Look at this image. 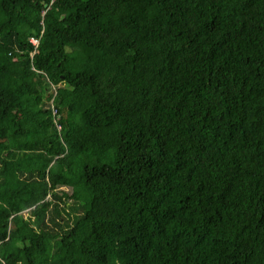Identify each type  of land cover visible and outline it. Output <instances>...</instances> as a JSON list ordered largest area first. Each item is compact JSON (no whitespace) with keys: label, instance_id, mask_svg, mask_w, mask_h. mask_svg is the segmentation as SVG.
Here are the masks:
<instances>
[{"label":"trees","instance_id":"trees-1","mask_svg":"<svg viewBox=\"0 0 264 264\" xmlns=\"http://www.w3.org/2000/svg\"><path fill=\"white\" fill-rule=\"evenodd\" d=\"M49 3L0 0V264H264V0Z\"/></svg>","mask_w":264,"mask_h":264},{"label":"built area","instance_id":"built-area-1","mask_svg":"<svg viewBox=\"0 0 264 264\" xmlns=\"http://www.w3.org/2000/svg\"><path fill=\"white\" fill-rule=\"evenodd\" d=\"M55 1L56 0H50V3L45 5V9H43V11H42L43 15L46 13V11L48 9H50V7L54 4ZM42 23H43V21H42ZM29 42L31 43V45L34 48L32 53H31V55L33 57V55L35 54V52L37 51V48L39 46L40 38H38L36 36H32V37H30ZM52 112H53V115L55 118L56 127H57L58 131H61L62 130V124L59 122L60 116L58 115L57 109L54 107V105H52Z\"/></svg>","mask_w":264,"mask_h":264},{"label":"rangeland","instance_id":"rangeland-1","mask_svg":"<svg viewBox=\"0 0 264 264\" xmlns=\"http://www.w3.org/2000/svg\"><path fill=\"white\" fill-rule=\"evenodd\" d=\"M53 91H54V94H55V88H53ZM53 98V96H52ZM2 137L5 136V134L3 133V135H1ZM26 216L29 218L30 217V214L29 213H26Z\"/></svg>","mask_w":264,"mask_h":264}]
</instances>
